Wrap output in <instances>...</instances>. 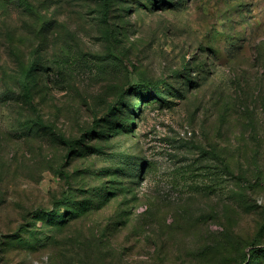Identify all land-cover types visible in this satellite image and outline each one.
I'll list each match as a JSON object with an SVG mask.
<instances>
[{
    "label": "rangeland",
    "instance_id": "1",
    "mask_svg": "<svg viewBox=\"0 0 264 264\" xmlns=\"http://www.w3.org/2000/svg\"><path fill=\"white\" fill-rule=\"evenodd\" d=\"M241 261L264 264V0H0V264Z\"/></svg>",
    "mask_w": 264,
    "mask_h": 264
},
{
    "label": "trees",
    "instance_id": "2",
    "mask_svg": "<svg viewBox=\"0 0 264 264\" xmlns=\"http://www.w3.org/2000/svg\"><path fill=\"white\" fill-rule=\"evenodd\" d=\"M146 86H148V87H152V88H157L158 87V83H156V82H150V81H148V82H146ZM24 89H26V97H29V94H28V86L27 87H25ZM240 264H244V262H240Z\"/></svg>",
    "mask_w": 264,
    "mask_h": 264
}]
</instances>
